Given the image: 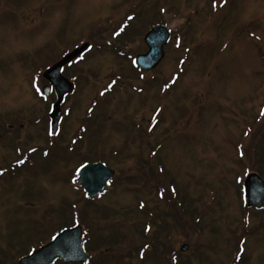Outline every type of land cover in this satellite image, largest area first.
<instances>
[{"label": "rangeland", "instance_id": "rangeland-1", "mask_svg": "<svg viewBox=\"0 0 264 264\" xmlns=\"http://www.w3.org/2000/svg\"><path fill=\"white\" fill-rule=\"evenodd\" d=\"M245 2L217 13L215 0H0V264L48 242L64 206L77 222L89 156L115 171L82 224L89 264H264V210L243 198L246 170L264 179V0L246 8L255 38L235 43ZM157 24L172 39L144 73L133 61ZM124 30L135 34L122 42ZM84 43L53 137L43 73ZM153 220L177 262L146 246Z\"/></svg>", "mask_w": 264, "mask_h": 264}, {"label": "water", "instance_id": "water-1", "mask_svg": "<svg viewBox=\"0 0 264 264\" xmlns=\"http://www.w3.org/2000/svg\"><path fill=\"white\" fill-rule=\"evenodd\" d=\"M170 40L171 31L166 26L161 25L152 29L145 37V42L149 51L145 55L137 56V65L145 71L155 69L164 59V47L170 42ZM88 46V44H85L80 49L75 50L44 74V77L53 87L54 85L51 81L52 77L60 78L62 83L61 89L57 91L58 101L53 106L51 112V128L53 135H56L59 130L62 117L61 104L65 96L70 94L74 89V85L62 76L60 69L80 54L84 53ZM51 89V86L45 87L43 89L44 94L49 96L52 92ZM84 166H86L89 170L87 173L89 176V182L85 183L81 179V172L83 171L82 167L79 169L80 171H78L79 181L86 193V196L88 198H96L107 187L109 182L114 177L115 172L103 163L85 164ZM93 172L95 173V176H93ZM248 179L249 178L247 177L244 182L245 203L249 208H262L264 206V180L255 173L252 174L251 183L248 182ZM65 230L59 234V241L52 240L48 244L35 250L30 255L22 257L19 260V264H54L59 260L74 264L88 263L92 256L88 254L84 248V234L82 226L77 225L74 228ZM181 250L187 251L188 246L184 245Z\"/></svg>", "mask_w": 264, "mask_h": 264}, {"label": "trees", "instance_id": "trees-1", "mask_svg": "<svg viewBox=\"0 0 264 264\" xmlns=\"http://www.w3.org/2000/svg\"><path fill=\"white\" fill-rule=\"evenodd\" d=\"M135 33L134 32H132V33H129V34H127V37H126V39L125 40H122V42L123 41H126V40H130V38L134 35ZM135 140V139H134ZM258 156H257V159H258V157H259V152H258V154H257ZM105 158L104 157H93V156H89V158L87 159V160H85L83 163H85V162H90V161H92L93 162V160L94 161H104V162H106L105 160H104ZM257 162H260V160H258ZM257 162H254L255 163V165L257 164ZM82 163V164H83ZM154 170L152 169L151 170V172H149L150 174H152V176L154 175ZM156 173V172H155ZM162 174V173H161ZM261 175H263L262 173H261ZM156 176V175H155ZM163 189H165L164 187H163ZM94 202L95 201H93V200H91V199H85L84 200V203H83V206L82 207H80V210L78 211V218H77V222L79 223V224H85L84 222H88L89 221V219H90V213H92L91 212V209H92V205L94 204ZM174 206H175V204H174ZM65 208H62L61 210H59V211H57V213H58V215H59V223H61L60 224V226H58V230L55 232V234H53L51 237H50V240L52 239V237L53 236H55L56 234H58L60 231H62L63 229H65V228H70V227H73L75 224H76V222H75V219L74 220H72V218H71V216H70V213H69V211H71L72 210V208H71V206L69 207L70 208V210H68V209H66V206H64ZM89 209H90V212H89ZM93 210V209H92ZM97 212H99V209L97 210ZM104 213H106V212H104ZM111 213L112 212H109V210H107V217L108 216H110L111 215ZM116 213V212H115ZM114 213V214H115ZM138 214H141V212L139 213L138 212ZM144 218V217H143ZM74 222V223H73ZM58 223V224H59ZM158 223H159V225H157V221L156 220H153V223L151 222V224H153V225H157L158 226V229H156L155 230V232H154V234H153V236H152V241L151 242H149L146 246L148 247V246H151V248H152V250L155 252V253H159L160 254V256L162 257V256H164V255H169V259H170V261H171V263H173L174 261H176L177 262V260H176V255L175 256H171L170 255V253H169V250L167 249L168 248V241H167V237H168V235H167V237L165 236V233L168 231V226L164 223V222H160V221H158ZM144 225V224H143ZM145 225H144V227H143V230H145ZM88 236V235H87ZM88 238V239H87ZM87 238H85V246H86V248H87V250L89 251V252H92V246H93V249H95V245H93L92 243H91V237H87ZM49 240V241H50ZM103 240L105 241V238H103ZM99 242H101V241H99ZM98 241H94V244L95 243H99ZM46 242H44V243H42V244H40V246L41 245H44ZM114 249V247H113V243H112V241H111V239L110 238H107V251L109 252V251H112ZM167 252L169 253V254H167ZM27 254H29V252L27 253ZM26 254V255H27ZM179 264V263H178ZM181 264H187V263H181Z\"/></svg>", "mask_w": 264, "mask_h": 264}, {"label": "flooded vegetation", "instance_id": "flooded-vegetation-1", "mask_svg": "<svg viewBox=\"0 0 264 264\" xmlns=\"http://www.w3.org/2000/svg\"><path fill=\"white\" fill-rule=\"evenodd\" d=\"M240 1H247V2H245L246 3L245 8H243L241 10V12H239V17H238L236 24H234L231 27V29L235 30L233 41L236 43L239 40H242L243 42L248 44V39H250V38L254 39L255 38V31L258 30L260 27V22L256 21V19H251L250 18L251 16L248 15V13L246 12L247 11L246 8H247L248 3H249L248 0H227L226 3H224V0H215L216 4H218V5L214 4L215 6L213 5L214 7H212V9H214L215 12L219 13V12H221L220 10L223 9L226 5H228V6L229 5L230 6L237 5L238 2H240ZM206 11H208V10H206ZM228 14H226L224 16V18H222V21L220 22L221 29H222L223 22L225 21ZM153 19L154 18H151V20H153Z\"/></svg>", "mask_w": 264, "mask_h": 264}, {"label": "snow or ice", "instance_id": "snow-or-ice-1", "mask_svg": "<svg viewBox=\"0 0 264 264\" xmlns=\"http://www.w3.org/2000/svg\"><path fill=\"white\" fill-rule=\"evenodd\" d=\"M227 2V0H224V3H226ZM215 6V5H214ZM129 19H132V17H129ZM116 35H119L120 33L118 32V33H115ZM60 71L61 72H63V69H60ZM51 81H52V84L54 85V87L51 89L52 91H58V90H60L61 89V87H62V83H61V80H60V78H58V77H52L51 78ZM113 83H115V82H113ZM44 155H48V153L47 152H45L44 153ZM243 155H244V153H243V151H241L240 152V156L241 157H243ZM22 162V161H21ZM82 168H83V171L81 172V179L85 182V183H88L89 182V176L87 175V173H88V169H87V167L86 166H81ZM78 171H80L79 169H78ZM162 171V170H161ZM0 175H3V172L2 171H0ZM245 175L246 176H248V182L249 183H251V177H252V173L250 172V171H247L246 170V172H245ZM93 176H95V173L93 172ZM242 182V181H241ZM172 191L173 192H175V189H172ZM141 207H143V204H141ZM76 223H78V222H76ZM65 231H67V230H65ZM59 239H60V236H59V234H57L56 236H53L52 237V240L53 241H59ZM241 251H242V249H241ZM141 257L143 258V253H141ZM241 257H240V255H239V253L237 254V256H236V259L237 260H239Z\"/></svg>", "mask_w": 264, "mask_h": 264}]
</instances>
